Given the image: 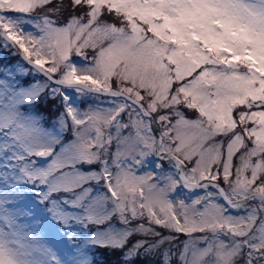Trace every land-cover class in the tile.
I'll use <instances>...</instances> for the list:
<instances>
[{
	"label": "snow or ice",
	"instance_id": "snow-or-ice-1",
	"mask_svg": "<svg viewBox=\"0 0 264 264\" xmlns=\"http://www.w3.org/2000/svg\"><path fill=\"white\" fill-rule=\"evenodd\" d=\"M0 56V264H264V0H0Z\"/></svg>",
	"mask_w": 264,
	"mask_h": 264
},
{
	"label": "rangeland",
	"instance_id": "rangeland-1",
	"mask_svg": "<svg viewBox=\"0 0 264 264\" xmlns=\"http://www.w3.org/2000/svg\"><path fill=\"white\" fill-rule=\"evenodd\" d=\"M3 59H5L3 56H0V60H3Z\"/></svg>",
	"mask_w": 264,
	"mask_h": 264
},
{
	"label": "trees",
	"instance_id": "trees-1",
	"mask_svg": "<svg viewBox=\"0 0 264 264\" xmlns=\"http://www.w3.org/2000/svg\"><path fill=\"white\" fill-rule=\"evenodd\" d=\"M8 59H11V57H9Z\"/></svg>",
	"mask_w": 264,
	"mask_h": 264
}]
</instances>
